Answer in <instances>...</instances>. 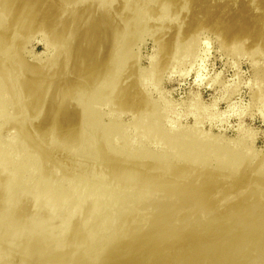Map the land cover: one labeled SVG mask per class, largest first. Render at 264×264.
I'll use <instances>...</instances> for the list:
<instances>
[{"label":"rangeland","instance_id":"374dc122","mask_svg":"<svg viewBox=\"0 0 264 264\" xmlns=\"http://www.w3.org/2000/svg\"><path fill=\"white\" fill-rule=\"evenodd\" d=\"M0 151L77 264H264V0H0Z\"/></svg>","mask_w":264,"mask_h":264},{"label":"bare ground","instance_id":"6f19581e","mask_svg":"<svg viewBox=\"0 0 264 264\" xmlns=\"http://www.w3.org/2000/svg\"><path fill=\"white\" fill-rule=\"evenodd\" d=\"M3 158H0V247L3 252L19 264L79 263L89 253V244H93L95 234L88 226L101 205L90 199L63 209L52 201L54 197L49 199L38 193L17 204L7 202L14 173L7 169Z\"/></svg>","mask_w":264,"mask_h":264}]
</instances>
